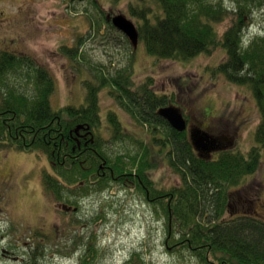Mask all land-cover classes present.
Returning <instances> with one entry per match:
<instances>
[{
    "label": "rangeland",
    "instance_id": "1",
    "mask_svg": "<svg viewBox=\"0 0 264 264\" xmlns=\"http://www.w3.org/2000/svg\"><path fill=\"white\" fill-rule=\"evenodd\" d=\"M95 1L101 3L105 15L123 14L136 22L128 9L129 4L139 0H118L116 5ZM230 1L226 0V5ZM97 13L86 0H0V51L33 61V69L15 70L8 75L10 85L30 92L31 77L39 65L54 79L52 107H77L85 102L88 83L99 84V72L115 74L132 62V90L151 81L157 94L168 95L184 109L193 126L203 123L210 135L224 138L223 151L245 158L252 150L259 154L256 172L229 187V201L222 216L230 220L254 215L264 221V147L255 142L260 112L249 88L214 74L212 68L226 59L225 51L217 48L188 61L157 59L149 56L140 42L134 51L124 35L109 28L103 15L98 17ZM230 21L228 17L215 26L220 36ZM245 22L244 40L262 35L264 4L254 9ZM95 24L101 27L99 32ZM82 36L84 39L79 40ZM79 42L77 56L70 54L71 50L66 52L65 47L74 49ZM97 98L102 116L98 139L104 141L110 163L141 158L142 143L152 151L154 168L146 174L158 196L182 187V177L167 164L168 158L160 160L155 154L159 145L152 144L154 132L149 126L136 123L118 105L109 87L100 89ZM202 111L210 116L206 119ZM111 112L116 113L123 128L120 140L107 126L106 116ZM46 159L43 152L0 149L1 264H81V257H90L88 264H198L194 253L175 246L181 234L174 231V216L172 241L165 245L169 233L166 198L149 204L134 188L115 184L96 191L88 185L86 189H92L88 197L76 205L69 204L76 212H64L42 184L43 172H52ZM127 171L128 175L136 173L135 168L128 167ZM190 219L186 216L179 227L185 228Z\"/></svg>",
    "mask_w": 264,
    "mask_h": 264
},
{
    "label": "trees",
    "instance_id": "2",
    "mask_svg": "<svg viewBox=\"0 0 264 264\" xmlns=\"http://www.w3.org/2000/svg\"><path fill=\"white\" fill-rule=\"evenodd\" d=\"M86 1L95 6L98 17L103 15L104 23L112 28L110 13L105 15L102 12L101 3ZM111 1L114 5L119 2L106 0V3ZM225 2L148 0L146 3V0H139L136 4H129L128 11L136 21L139 42L149 56L188 61L222 48L227 56L212 68L214 74L229 83L245 86L253 93L261 118L256 128L255 142L264 147V33L244 40L247 27L245 18H250L254 9L264 4V0H231L229 5ZM228 17H231L230 25L220 36L215 26ZM100 28L99 24H95L98 32ZM81 43L74 49L65 47L66 52L71 50L69 53L77 56ZM32 64L33 61L28 58L0 51V149L43 152L52 172H43L41 181L45 191L56 201L76 205L88 197L89 187L96 191L107 187V178L103 180L100 177H109L110 173L106 167L100 169L102 162H106L119 179L132 177L127 174V169L135 168L134 175L140 177L148 191L158 194L146 174L154 168L152 151L146 145L138 142L141 158H135L130 163L117 160L113 164L105 152L104 141L98 139L102 116L97 96L100 89L109 87L118 105L136 123L146 124L154 132L151 140L153 145H159L155 151L157 157L160 160L167 157V164L182 177V187L171 191L176 196L170 204L177 224L174 231L181 234L178 242H186V249L198 257V264H264L263 220L244 214L217 222L227 208L229 187L256 172L259 154L255 150L247 158L232 151L222 152L209 161L198 157L186 132L172 129L156 113L173 100L166 94H157L151 87V81L132 90V62L127 67L117 69L115 74L99 72V84L88 83V95L82 106L57 109L50 102L54 79L43 67L38 65L34 69L36 73L32 71L33 87L30 92L8 82L11 72L33 69ZM115 114H107L106 122L115 138L120 140L124 132ZM95 181H98L96 187L93 186ZM131 181L142 192L138 181ZM186 216L191 218L190 222L185 228L179 227ZM6 258L10 259L9 256ZM86 258L81 257L80 263L88 264L90 257L88 261ZM33 263L36 264V261Z\"/></svg>",
    "mask_w": 264,
    "mask_h": 264
},
{
    "label": "flooded vegetation",
    "instance_id": "3",
    "mask_svg": "<svg viewBox=\"0 0 264 264\" xmlns=\"http://www.w3.org/2000/svg\"><path fill=\"white\" fill-rule=\"evenodd\" d=\"M182 104V103H181ZM170 105H174L175 107L179 108L180 109V112L182 113L183 115V118L186 122V129L184 130L186 132V134L188 135L189 137V140H190V134L192 133V131H197L201 134V136L205 139V141H207V147H208V151H200L199 153H197V155L202 158V159H205V160H213L214 158L218 157L220 153L222 152H226V151H223V144H225L224 142V138L222 137H218V136H215V135H210L208 133V131L206 132L205 128H203V123L201 126H193L191 124L190 119L185 115L184 113V109L181 108L180 105H178L177 102H172L171 104H169L168 106ZM202 115H204V117L207 119L209 116H210V113L207 112V111H202ZM170 125V124H169ZM171 126V125H170ZM173 129V128H172ZM112 130V129H110ZM156 146V144H154ZM100 169L101 170H104V168L106 167L107 168V171L110 173V176L109 177H105L104 175H102L100 178H103V180H108V186H112V185H119V186H125V187H130V188H134V189H137V187L135 186L134 182L131 181V180H134L136 179V181H138L139 185L142 189V195L144 196L143 198L145 199V201H147L149 204H155L156 201L158 200H163V198H166L168 200L166 206H169L167 208L168 210V214H169V219H168V222H169V233H168V236H167V239L165 241V245L168 246L170 240H171V230H172V221H173V214H172V209L170 208V204L172 203V200L174 199V197L176 196L174 192H166V194H160L158 196V194H152L148 191V188L144 185L143 181L140 179V177L134 175V174H131L132 177H124L122 179H119L118 177H115L112 170L110 169V167H107L106 165V162H102V164L100 165ZM124 176V175H123ZM111 181H114V182H111ZM98 181H95L94 183V187H96V184H97ZM108 187V188H109ZM58 209H60L61 211H64V212H67V208L65 207L66 206H70L68 205L66 202L64 201H61V203H58ZM231 219V218H230ZM228 220V219H227ZM225 219H223V216L222 218H218L217 222H224ZM185 245H186V242L183 240V241H180V242H177L176 243V247H182V248H185ZM170 249V247L168 248Z\"/></svg>",
    "mask_w": 264,
    "mask_h": 264
},
{
    "label": "water",
    "instance_id": "4",
    "mask_svg": "<svg viewBox=\"0 0 264 264\" xmlns=\"http://www.w3.org/2000/svg\"><path fill=\"white\" fill-rule=\"evenodd\" d=\"M109 19L112 25L128 38L135 50L139 41V33L134 23L122 14L111 16ZM156 113L165 119L175 130L182 132L186 129V122L179 108L174 106L162 107ZM190 139L195 151L198 153L203 150L208 151V147L206 145L207 141H205L199 132L192 131Z\"/></svg>",
    "mask_w": 264,
    "mask_h": 264
}]
</instances>
